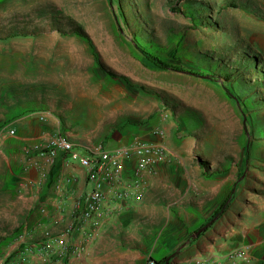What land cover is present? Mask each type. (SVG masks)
Segmentation results:
<instances>
[{"label":"rangeland","instance_id":"1","mask_svg":"<svg viewBox=\"0 0 264 264\" xmlns=\"http://www.w3.org/2000/svg\"><path fill=\"white\" fill-rule=\"evenodd\" d=\"M4 81L12 82L5 95L24 83L33 92L64 87L83 108L94 96L108 123L96 141L160 142L171 154L158 164L190 158L203 188L221 183L185 204L216 203L213 212L145 264H186L195 256L176 254L218 220L234 223L240 241L204 261L252 264L254 241L264 239V0H0ZM17 195L15 221L0 222V264H60L43 253L57 228L41 196ZM154 232L151 242L176 234Z\"/></svg>","mask_w":264,"mask_h":264},{"label":"crops","instance_id":"2","mask_svg":"<svg viewBox=\"0 0 264 264\" xmlns=\"http://www.w3.org/2000/svg\"><path fill=\"white\" fill-rule=\"evenodd\" d=\"M11 83H0V222L8 221L9 226L15 221L17 194L22 189L41 196V207L53 209L61 202L69 208L71 193L80 195L86 187L85 171L78 164L62 157L53 165L43 164L36 155L26 153V146L40 143L61 129L85 146L103 144L113 149L128 142L121 137L101 142L95 140L97 133L107 132L108 123L106 112L101 111L103 105L97 103L96 98L92 99L94 96L86 95L91 99L83 108L79 107L81 96L69 94L64 87L57 86L49 91L41 87L40 91L33 92L31 86L17 83L16 88L5 95L7 85ZM42 172L46 173L44 179L40 175ZM191 175L196 179L192 180ZM143 181L145 190L141 200L130 202L126 209L105 218L99 236L71 259L72 264H145L148 255L154 257L156 252L161 253L160 257L168 255L177 241L204 221L216 205L203 202L195 209L185 205L190 197L195 195L202 201L207 195L203 191L215 194L221 184L205 183L203 188L200 173L186 157L176 163L158 164L143 173ZM171 204L178 207L170 209ZM230 224L232 227L220 220L214 222L200 237L185 242L174 260L179 262L198 255L210 257L225 253L237 245L241 237L234 223ZM154 229H157L156 234L159 229H175L179 236L173 232L164 241L156 236L151 242L149 234H154ZM260 249L264 251V240L258 237L253 245L252 264L264 261V257L257 254Z\"/></svg>","mask_w":264,"mask_h":264},{"label":"built area","instance_id":"3","mask_svg":"<svg viewBox=\"0 0 264 264\" xmlns=\"http://www.w3.org/2000/svg\"><path fill=\"white\" fill-rule=\"evenodd\" d=\"M25 150L27 154L36 155L43 164L53 165L62 157L85 171V190L80 195L71 193L69 208L63 202L57 208H41L49 224L57 228L55 234L45 236L43 253L47 260L60 264L71 261L85 250L89 241L99 236L105 218L126 209L130 202L140 201L145 190L143 173L160 162L169 161L171 154L164 144L142 139L113 149L103 144L85 146L64 131L49 134L45 140L30 144ZM40 175L46 178V173Z\"/></svg>","mask_w":264,"mask_h":264},{"label":"bare ground","instance_id":"4","mask_svg":"<svg viewBox=\"0 0 264 264\" xmlns=\"http://www.w3.org/2000/svg\"><path fill=\"white\" fill-rule=\"evenodd\" d=\"M217 215H215V216H213V217H216ZM256 219V217L255 216H253V221H252V228H254L255 227V220ZM225 229V228H224ZM233 230V229H232ZM235 231V230H234ZM263 238V236H260L259 237V239H262ZM264 240V239H263ZM210 263H213V262H209V263H207V262H205L204 261V258L201 256V258H197L196 256L193 258V259H191L190 261H188L186 264H210ZM248 264V263H247Z\"/></svg>","mask_w":264,"mask_h":264},{"label":"trees","instance_id":"5","mask_svg":"<svg viewBox=\"0 0 264 264\" xmlns=\"http://www.w3.org/2000/svg\"><path fill=\"white\" fill-rule=\"evenodd\" d=\"M121 11V16L123 17V18H125V16H124V14H123V10H120ZM147 55H149V56H151L150 58L151 59H156L154 56H152V55H150L148 52H145ZM156 63H160L158 60L157 61H155ZM108 74H110L112 77H118L117 75H115L114 73H112V72H109ZM122 78H124L123 76H121Z\"/></svg>","mask_w":264,"mask_h":264},{"label":"water","instance_id":"6","mask_svg":"<svg viewBox=\"0 0 264 264\" xmlns=\"http://www.w3.org/2000/svg\"><path fill=\"white\" fill-rule=\"evenodd\" d=\"M200 232V229L195 231V233L192 235L193 237L196 236Z\"/></svg>","mask_w":264,"mask_h":264}]
</instances>
